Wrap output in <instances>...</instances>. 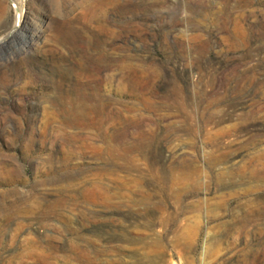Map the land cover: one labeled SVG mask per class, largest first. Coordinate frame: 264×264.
Returning <instances> with one entry per match:
<instances>
[{
  "label": "rangeland",
  "instance_id": "rangeland-1",
  "mask_svg": "<svg viewBox=\"0 0 264 264\" xmlns=\"http://www.w3.org/2000/svg\"><path fill=\"white\" fill-rule=\"evenodd\" d=\"M263 151L264 0H0V264H264Z\"/></svg>",
  "mask_w": 264,
  "mask_h": 264
},
{
  "label": "bare ground",
  "instance_id": "bare-ground-1",
  "mask_svg": "<svg viewBox=\"0 0 264 264\" xmlns=\"http://www.w3.org/2000/svg\"><path fill=\"white\" fill-rule=\"evenodd\" d=\"M20 23H21V17H20V20L18 21L15 29H18L20 27ZM60 101L61 102H60L59 107H58V108H60L59 114H62V116H65L67 119L68 118L75 119V123H76V119H87V118L89 119L90 118V119L95 121L93 123L94 127L97 129H100L101 126L103 125V121L106 119V117H105V106L103 105V103L101 101H98L97 99L89 101V102H85V101L74 102L71 100L67 101L66 95H62L60 97ZM106 151L112 152V148L110 146H108L106 148ZM77 154H78V152H76V155ZM67 160H68V158L65 159V157L63 159H61V161H63L64 163H66ZM256 160H258V161L264 160V151L259 154V156L256 158ZM53 174L55 175L54 179H51L49 181L48 180L44 181L43 183L44 184H47V183L56 184V183L64 180V178L60 176V172L54 171Z\"/></svg>",
  "mask_w": 264,
  "mask_h": 264
}]
</instances>
